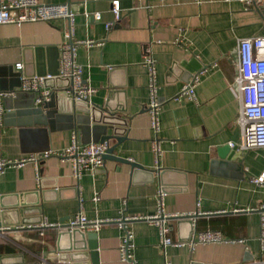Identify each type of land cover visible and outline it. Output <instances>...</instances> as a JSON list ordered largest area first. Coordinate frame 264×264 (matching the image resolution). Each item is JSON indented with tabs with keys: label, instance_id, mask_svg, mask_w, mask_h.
<instances>
[{
	"label": "crops",
	"instance_id": "crops-1",
	"mask_svg": "<svg viewBox=\"0 0 264 264\" xmlns=\"http://www.w3.org/2000/svg\"><path fill=\"white\" fill-rule=\"evenodd\" d=\"M38 1L69 2L73 38L93 41L78 44L75 52L83 79L94 88L86 103L125 124L126 139L114 148V155L130 158L141 168L105 159L103 166L84 170L76 179L69 163L54 156L41 160L38 169L32 162L8 165L0 172V201L9 207L4 217L9 224L0 227L2 264H90L81 252L62 249L73 257L59 258L62 243H57V235L62 229L40 223H65L78 211L89 219L148 216L160 206V191L164 211L192 214L167 219L169 236L184 242L166 247L173 264H264L260 218L254 209L264 203V183L250 181L264 171V147L237 148L241 157L233 161L217 151L239 141L235 49L239 39L264 35V11L239 0H118L115 19L112 0ZM95 12L100 13L97 21ZM64 27L62 18L0 25V159L58 152L68 145L74 129L82 144L98 142L108 133L97 127L90 134L74 121L69 98L56 96L54 102L34 105L33 94L18 89V75L54 67ZM144 48L155 61L161 101L156 135L146 112ZM14 63L22 64L21 70ZM194 74L199 77L194 100L178 95ZM46 83L55 93L65 85L53 79ZM155 136L158 163L150 148ZM95 193L99 198L94 201ZM126 222L133 232L136 264H163L156 224L145 218ZM201 229L220 230L236 240L191 248L187 241ZM86 231L96 234L98 264H130L119 257L123 229L117 222Z\"/></svg>",
	"mask_w": 264,
	"mask_h": 264
},
{
	"label": "built area",
	"instance_id": "built-area-1",
	"mask_svg": "<svg viewBox=\"0 0 264 264\" xmlns=\"http://www.w3.org/2000/svg\"><path fill=\"white\" fill-rule=\"evenodd\" d=\"M199 2V0H194ZM241 2L250 3L251 0H239ZM111 12L115 19L119 17V3L118 0L111 1ZM94 20L100 19V13L95 12L92 15ZM55 18H62L65 21L64 37L65 40L59 44L57 56V71L55 75H38V76H20L18 89L21 91L30 92L33 94L34 105H39L49 101V96L52 92L51 88L45 84V79L58 78L67 80L65 87L66 98L72 102L82 101L87 102L89 96L94 91L86 80L82 77V65L75 60V52L78 44L89 45L93 43L92 40L78 41L73 38L74 33V14L70 10L68 4H42L38 0H0V25L13 24L18 27L23 22H37L50 21ZM110 26V22L104 24L105 28ZM235 49L236 59V77L235 90L239 99L238 115L236 123L240 128V138L236 143H228V146H236L240 150H249L252 147H264V35L251 36L238 40ZM143 65L147 70V94L149 101L146 107L148 113L149 127L153 132L159 131V109L161 101L157 95V84L155 78V61L151 57L148 48H144L142 55ZM17 70H21L22 64L14 63ZM199 82V77L196 74L184 84L178 95L185 96L190 100H194V88ZM9 92L8 94H12ZM7 94V93H5ZM3 94V95H5ZM109 142L98 141L92 143L82 144L79 140L78 132L71 130L69 143L63 149L57 151L43 150L38 153H32L23 156L18 160L0 159V172L8 165L21 166L25 162H32L35 168L38 169L41 160L54 156L60 160L67 161L70 165L73 176L79 178L84 170H92L95 167L103 166L105 158L104 154L107 151ZM150 148L155 155V162L158 163L160 154L159 142L156 136L150 140ZM250 181L264 183V171L256 177H252ZM163 192H159L160 206L157 212L148 216L138 215H121L113 219H89L84 213L78 211L74 217L60 222H42L40 227L49 226L61 229L62 227L73 229L80 228L81 230L95 231L100 228L103 223L117 222L123 229L121 236V243L119 246V257L123 261L136 264V260L132 254L135 245L133 232L128 227L126 221L130 219L145 218L156 224L158 228L159 244L164 255L163 264H173L166 253L168 245H183L184 242L174 241L168 234L169 224L167 219L170 216H178L175 213L164 211L161 200ZM99 198L98 193L92 197L95 201ZM197 204L199 202L197 201ZM237 209V208H235ZM254 209L258 212L259 234L261 249H264V203L260 204ZM30 225V224H29ZM9 227V226H8ZM236 240V239H235ZM234 239H229L221 233L220 230L201 229L194 231L187 241L191 248L201 243H218L222 241L235 242ZM240 240V239H238ZM0 264H2L0 260ZM262 264V263H260Z\"/></svg>",
	"mask_w": 264,
	"mask_h": 264
},
{
	"label": "water",
	"instance_id": "water-1",
	"mask_svg": "<svg viewBox=\"0 0 264 264\" xmlns=\"http://www.w3.org/2000/svg\"><path fill=\"white\" fill-rule=\"evenodd\" d=\"M89 0H85V2H88ZM84 1H80L78 4H82ZM253 6L256 8L257 11H264V0H251ZM69 2H67L68 4ZM69 5V4H68ZM70 8V7H69ZM71 10V9H70ZM81 11V7L79 8ZM57 48H56V58H55V65L51 69H42L38 68L34 72V74H22L21 76L25 77H30V76H38V75H55L57 71ZM20 75L17 76L16 81L18 82L17 86H19ZM54 81L60 80L64 81L65 85L62 88V90L55 92H51L49 96V101L48 102H54L56 99V96H59L60 98L66 97L65 94V87L67 86V80H62L58 78H52ZM50 79H45V84L46 82ZM47 86V85H46ZM58 88V86H56ZM55 87V88H56ZM52 88V87H51ZM62 94V95H61ZM70 102V105L72 106V111L70 114L73 115L74 121H78L81 127L85 129L87 132L92 134V132L95 130L97 127H102L105 132L108 131L107 134H103L100 136L99 141H107L109 142L111 140L110 145L107 148L106 153L104 154L103 158L105 159H114L119 162H124L127 164H130L131 168H141V166L136 163L135 161H132L130 158H125V157H118L117 155H114V148L118 146L124 139H126V131H124L125 124L122 121H119L112 117L111 115L109 116H104L102 114V110L97 108L94 105H89L86 102L82 101H74L72 102L70 99H67ZM33 102V101H32ZM30 103L29 107H31ZM84 104L85 109L80 110L77 109L76 106L78 104ZM3 117V116H2ZM5 117H3L4 119ZM1 120V117H0ZM219 152V155L221 157L230 159L233 161V159L241 157V151L237 150L236 146H232L231 149L228 150L227 147H220L217 150ZM1 199V197H0ZM9 207H6L1 201H0V227L4 226L7 227L6 225L9 224L4 220L5 217V211H7ZM192 214H182L178 215L177 217L180 219L183 218H190ZM62 230L58 233L57 235V243L59 244L60 242L62 243V246H59L57 248L58 253H61L58 257L59 258H64L68 259L67 257H73L72 254L70 253H62L63 251H72V252H81L82 254H86L87 257H89V262L90 264H98L99 258L97 257V241L95 240L96 234L91 231H84L81 230L80 228H73V229H68L65 227L61 228ZM62 247V248H60Z\"/></svg>",
	"mask_w": 264,
	"mask_h": 264
}]
</instances>
